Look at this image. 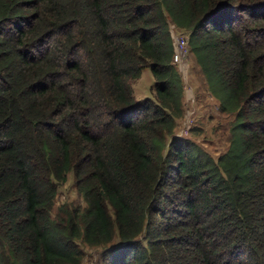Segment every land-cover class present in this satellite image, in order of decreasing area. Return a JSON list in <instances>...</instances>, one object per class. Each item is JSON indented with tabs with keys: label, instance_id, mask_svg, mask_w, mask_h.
<instances>
[{
	"label": "trees",
	"instance_id": "16d2710c",
	"mask_svg": "<svg viewBox=\"0 0 264 264\" xmlns=\"http://www.w3.org/2000/svg\"><path fill=\"white\" fill-rule=\"evenodd\" d=\"M171 27L228 117L217 157L177 132ZM69 175L86 206L52 216ZM85 247L264 264V0H0V264H82Z\"/></svg>",
	"mask_w": 264,
	"mask_h": 264
},
{
	"label": "rangeland",
	"instance_id": "374dc122",
	"mask_svg": "<svg viewBox=\"0 0 264 264\" xmlns=\"http://www.w3.org/2000/svg\"><path fill=\"white\" fill-rule=\"evenodd\" d=\"M171 33L179 57L175 64L184 87V114L179 120L177 132L184 138L194 140L212 156L217 157L228 146V117L219 112L218 102L207 89L205 77L190 52L187 32L171 27ZM181 44L185 49L179 48ZM153 83L150 69L143 68L140 77L133 84L135 97L138 100L153 99ZM78 206L85 207L86 203L78 193L73 176L69 175L67 181L58 188L52 216L62 215L66 210ZM101 252L99 248L85 247L82 264H106L101 260Z\"/></svg>",
	"mask_w": 264,
	"mask_h": 264
},
{
	"label": "built area",
	"instance_id": "2783aa9c",
	"mask_svg": "<svg viewBox=\"0 0 264 264\" xmlns=\"http://www.w3.org/2000/svg\"><path fill=\"white\" fill-rule=\"evenodd\" d=\"M179 48H180V49H185L184 46H183L182 44L179 46ZM178 58H179V57H178V55H177V52H175L174 61H178Z\"/></svg>",
	"mask_w": 264,
	"mask_h": 264
}]
</instances>
